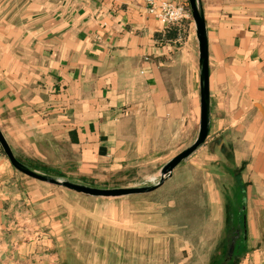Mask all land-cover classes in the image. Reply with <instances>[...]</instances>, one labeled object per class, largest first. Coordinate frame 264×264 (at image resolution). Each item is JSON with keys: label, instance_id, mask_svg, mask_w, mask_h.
<instances>
[{"label": "crops", "instance_id": "0c3cea01", "mask_svg": "<svg viewBox=\"0 0 264 264\" xmlns=\"http://www.w3.org/2000/svg\"><path fill=\"white\" fill-rule=\"evenodd\" d=\"M200 2L208 138L151 195L171 183L197 194L210 226L232 236L220 264H264V0ZM148 8L149 0H0V130L19 162L94 188H139L158 184L164 167L196 142L201 96L194 21L187 29H165ZM88 199L21 174L0 147V248L14 247L10 237L30 223L59 248L56 241L76 230L91 233L87 226L97 213L101 228L128 226L119 231L129 234L133 264H167L170 249L187 245L180 232L190 229L167 220L171 199L167 206L148 198ZM118 259L121 264L124 255Z\"/></svg>", "mask_w": 264, "mask_h": 264}, {"label": "rangeland", "instance_id": "374dc122", "mask_svg": "<svg viewBox=\"0 0 264 264\" xmlns=\"http://www.w3.org/2000/svg\"><path fill=\"white\" fill-rule=\"evenodd\" d=\"M188 5L191 10L190 4ZM192 22L193 17L191 20L185 21L182 25L186 26L187 29L189 28V24L187 23ZM189 159L190 157L187 160ZM151 194L123 198L86 197L89 198L88 200L90 202L97 201L103 203L114 202L118 200L148 198L150 203H162L166 206L169 205L171 199L173 200L172 203L174 204L175 208H170L169 210L167 209V220L170 224H176L179 226L182 224L186 225L190 231H186L184 233L180 232V236L183 237L185 241H187V245L184 250L175 249L174 247V249H170L169 254L171 257L167 264H220L222 259L227 257L226 255H228L230 248L224 245V241L226 238L227 240H230L232 236L229 233H221V225L210 226L209 220L211 218L208 215V211H204L202 209L203 207H201L203 202L199 203L194 201V199L197 197V194L189 193V191L185 192L183 187L177 188L173 183L166 186L164 193L159 194L160 196L157 195L155 197ZM184 198L186 200H184ZM190 198H192V200H190ZM182 206H184V208H182ZM181 211H185L186 214L182 215ZM128 213L129 212L127 208V219L129 220ZM90 220H93V223L87 227L91 229V233H85L83 236L80 231L76 230L72 235L68 236L70 238H68V240L66 239L67 241L65 239H59V241H56L57 245H61L59 248L51 247L53 241H51L48 234L44 233V230L42 231L43 238L41 239L39 231L37 232V230H35V225L30 223L25 226L26 228H24V232H17L14 235L12 234L13 236L10 237V240H13L12 243L14 247L8 249L0 248V264H83L82 262L85 264V261L87 260H93L91 264H95V261H97L96 264H119L117 263L119 260V254L122 256L124 255V259L121 264H133L130 262V250L127 247L130 240L129 234L128 232L119 231V229H124L128 226L124 224L122 226L116 225L107 226V228H101L99 226L98 213ZM105 228H109V232H105ZM194 228L198 229V231L194 230ZM92 237L99 238L100 242L98 243L97 240L93 241ZM143 238L144 232L139 233V242L143 241ZM108 240H113L115 244L125 246V248L105 250L95 246L97 243L98 245L104 244V242ZM18 242L25 243V246L21 247L22 244H19ZM180 242L181 241H179V243ZM66 244L68 246L71 244L74 246V248L72 250L65 249L64 246ZM171 244L176 245L177 243L172 242ZM144 252L145 250H138L139 255L140 253ZM125 256H129V258H125ZM98 260L100 262H98ZM105 260L106 262H104Z\"/></svg>", "mask_w": 264, "mask_h": 264}, {"label": "water", "instance_id": "95a60500", "mask_svg": "<svg viewBox=\"0 0 264 264\" xmlns=\"http://www.w3.org/2000/svg\"><path fill=\"white\" fill-rule=\"evenodd\" d=\"M192 17L196 28L199 44V67H200V96H201V121L200 132L196 142L187 150L180 153L171 160L162 170L160 182L154 186L139 188L100 189L82 184H76L69 180L38 173L19 162L2 131L0 130V147L10 160L13 167L21 174L34 180L58 186L71 192L82 194L93 198H123L132 196H144L157 191L163 186L167 178L172 177L174 170L189 157H191L207 140L209 134L210 119V89H209V66H208V44L205 29V21L200 0H189Z\"/></svg>", "mask_w": 264, "mask_h": 264}, {"label": "built area", "instance_id": "2783aa9c", "mask_svg": "<svg viewBox=\"0 0 264 264\" xmlns=\"http://www.w3.org/2000/svg\"><path fill=\"white\" fill-rule=\"evenodd\" d=\"M148 13L157 19L165 29H171L192 19L188 4L177 5L167 1L157 3L154 0H149Z\"/></svg>", "mask_w": 264, "mask_h": 264}]
</instances>
